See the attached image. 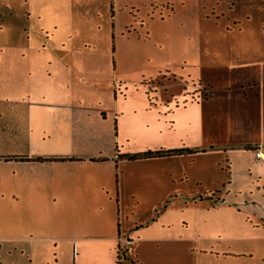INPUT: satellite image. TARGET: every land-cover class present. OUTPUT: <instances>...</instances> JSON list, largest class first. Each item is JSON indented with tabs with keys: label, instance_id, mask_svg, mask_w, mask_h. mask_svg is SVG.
Instances as JSON below:
<instances>
[{
	"label": "crops",
	"instance_id": "0c3cea01",
	"mask_svg": "<svg viewBox=\"0 0 264 264\" xmlns=\"http://www.w3.org/2000/svg\"><path fill=\"white\" fill-rule=\"evenodd\" d=\"M257 146L264 0H0V264H264Z\"/></svg>",
	"mask_w": 264,
	"mask_h": 264
},
{
	"label": "trees",
	"instance_id": "16d2710c",
	"mask_svg": "<svg viewBox=\"0 0 264 264\" xmlns=\"http://www.w3.org/2000/svg\"><path fill=\"white\" fill-rule=\"evenodd\" d=\"M190 152L191 150L187 148L156 150V151L146 150V151L135 153V154L125 155V157H127L128 159H134V158H145V157L160 156V155L183 154V153H190ZM115 264L117 263L115 262Z\"/></svg>",
	"mask_w": 264,
	"mask_h": 264
},
{
	"label": "rangeland",
	"instance_id": "374dc122",
	"mask_svg": "<svg viewBox=\"0 0 264 264\" xmlns=\"http://www.w3.org/2000/svg\"><path fill=\"white\" fill-rule=\"evenodd\" d=\"M154 2V1H153ZM129 77V76H128ZM131 77H133L131 74H130V77L129 78H131ZM152 82V85H151V87L153 88V86H156V85H158V84H160L161 82H162V79H161V77L160 78H154V80L153 81H151ZM154 83L156 84V85H154ZM243 156L244 155H247V152H245V151H243V154H242ZM235 159V162L236 163H234V165H235V168L237 169V171H238V173H239V170H241L242 168H243V166L245 165V164H247V162L243 159V157H240V158H234ZM240 182H241V178L239 177V178H237V180L235 181V186L237 187L238 185H240ZM233 189L235 190V188L233 187ZM251 190H254L253 188H251ZM122 251L120 250V249H117V257H116V259H115V262L117 263V264H121V261L123 260L122 259Z\"/></svg>",
	"mask_w": 264,
	"mask_h": 264
},
{
	"label": "built area",
	"instance_id": "2783aa9c",
	"mask_svg": "<svg viewBox=\"0 0 264 264\" xmlns=\"http://www.w3.org/2000/svg\"><path fill=\"white\" fill-rule=\"evenodd\" d=\"M253 156L258 159H264V152H262V147L257 146L256 148L253 149Z\"/></svg>",
	"mask_w": 264,
	"mask_h": 264
}]
</instances>
